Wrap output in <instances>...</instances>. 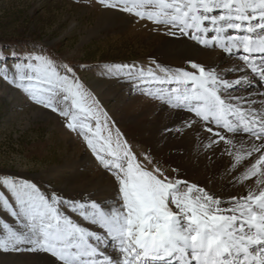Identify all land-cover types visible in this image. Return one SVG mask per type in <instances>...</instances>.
<instances>
[{
  "label": "snow or ice",
  "instance_id": "6c2138e0",
  "mask_svg": "<svg viewBox=\"0 0 264 264\" xmlns=\"http://www.w3.org/2000/svg\"><path fill=\"white\" fill-rule=\"evenodd\" d=\"M100 2L113 12L166 26L172 35L177 30L181 34L190 31L201 45L239 54L242 64L226 70L195 63L191 64L195 71L160 65L144 68L133 62L104 67L107 73H115L110 78L141 92L152 85L190 87V94L183 97L170 93L178 108L190 104V111L203 122L222 125L228 133H243L251 144L248 155L259 153L243 174V179L258 177L256 189L221 199L196 183L169 179L167 170L159 166L147 170L137 162L119 129L113 135L108 113L78 77L77 70L86 71V66L57 63L42 52L33 54L35 50L0 52V79L5 85L64 117L67 129L83 133L87 146L116 184L110 204L85 194L69 200L37 182L5 176L3 185L12 199L0 191V202L20 227L2 225L0 249L48 253L58 264H264V93L257 98L232 92L251 82L249 73L264 80V0ZM8 55L18 62L7 63ZM232 75L236 78H228ZM184 126H191V120ZM214 135L225 139L220 133ZM240 159L237 154V162ZM64 207L100 232L79 224ZM109 241L118 250L116 257L105 251Z\"/></svg>",
  "mask_w": 264,
  "mask_h": 264
},
{
  "label": "rangeland",
  "instance_id": "374dc122",
  "mask_svg": "<svg viewBox=\"0 0 264 264\" xmlns=\"http://www.w3.org/2000/svg\"><path fill=\"white\" fill-rule=\"evenodd\" d=\"M110 10L100 0H0V52L7 54L14 50L18 54H25L35 50L33 54L42 52L49 58H55L57 63L86 66L87 70L78 69L77 75L108 113V126L113 130V135L115 130L119 129L121 138L127 140L128 145L132 147L137 162L143 164L147 170L159 166L162 170H167L165 175L169 179H177L174 169L158 152H154L144 140L138 141L137 131L129 126L132 118L124 122L122 109L133 97L145 98L144 100L151 101L152 104L162 103L168 110L175 109L178 107L175 96L190 94V87L185 89L177 84L152 85L141 92L132 84L110 78L115 73H107L104 67L114 63L133 62L144 68L156 69L157 65L174 68L170 62L164 60L165 54L158 48L160 42L152 36L158 33L176 38V34H170L166 26L121 12L117 13L127 15L134 24L139 25L134 32L128 28L97 25L102 12ZM143 29L149 32L147 36L138 34ZM177 33L194 45L200 44L190 31L181 34L177 30ZM211 35L212 33L207 34L208 37ZM0 59H3V56H0ZM16 62L17 57L7 56V63ZM192 63L201 64L191 60L190 66ZM107 82L110 89L119 88L113 99L107 97ZM172 91L175 96H170ZM190 107L189 104L182 110L190 111ZM190 113L195 114L192 111ZM66 123L64 117L37 105L27 94L5 85L0 79V191L10 200L11 193L3 185L5 176L37 182L44 189H51L72 200L79 199L78 195L84 194L78 187L84 174L88 173L87 180H92L90 173L93 174L95 168L100 172H109L87 146L83 133L67 129ZM92 124L94 127V121ZM166 129L172 131V127ZM171 131L163 130V134ZM102 134L107 135L106 132ZM84 157L87 160L83 162ZM106 159L110 157L106 156ZM95 193L92 191L89 194L94 196ZM62 210L79 224H86L87 221L73 213L70 208L64 207ZM4 223H9L14 228L20 227L16 218L12 217L0 202V231ZM97 229L98 227L95 228ZM107 244L115 247L110 241ZM5 254L14 257L13 259H20L22 263L34 259V256L39 263V256L42 255L58 264L56 258L48 253L2 249L0 264H7Z\"/></svg>",
  "mask_w": 264,
  "mask_h": 264
},
{
  "label": "bare ground",
  "instance_id": "6f19581e",
  "mask_svg": "<svg viewBox=\"0 0 264 264\" xmlns=\"http://www.w3.org/2000/svg\"><path fill=\"white\" fill-rule=\"evenodd\" d=\"M114 13L111 10L102 12L97 25H111V27H117V29L128 28L132 32L139 27L127 15ZM148 33L146 29H143L138 34L147 36ZM175 37L162 36V34L159 35L158 33L152 36V38L159 40L158 48L161 53L165 54L164 60L167 63L170 62V65L174 68H184L191 71V60L198 61L206 68L216 66L219 69L225 70L242 64L239 54H226L218 46L206 47L200 44L194 45L177 33V31ZM186 63L188 64L185 65ZM248 75L251 78V82L233 89L234 95L257 96L258 93H264V80L251 73ZM228 78L235 79L236 76L232 75ZM108 82L104 83L105 87L107 86L106 90H108L107 97L108 99H113L116 97L119 88L110 89L107 85ZM257 98L259 97L257 96ZM144 99L133 97L125 104V107L122 109L124 115L122 120L125 122L127 119L132 118V123L129 126L137 131L136 138L138 141L144 140V142L152 147L154 152H158L159 156L174 169L177 179L186 181L189 184L196 183L198 187L204 188L210 194H217L221 199L245 195L249 189H256L255 182L258 177L243 179V174L251 167V164L248 162L251 161L254 164L255 159L259 156V153H252L251 156L248 155L251 144L246 135L243 133H228L222 125L205 123L202 119H198L195 114L190 113L189 110L185 111L178 107L168 110L162 103L152 104L151 101ZM42 112L45 113L44 111ZM189 120H191V126L185 127V123ZM169 127H172V131L163 134V130ZM208 127L212 128V132L207 131ZM215 133H220L225 139L220 141L219 136L214 135ZM229 139L232 140L231 145L227 144V140ZM237 154L241 157L239 162L236 160ZM85 159L86 157L82 159L83 162ZM233 164L236 165L235 168H233ZM93 170V174L89 172L92 180H87L89 174L83 173L84 176L79 181V189L85 195H90V192L95 191L96 193L92 198L97 200L103 199L111 204V198L114 196L116 189L113 176L103 170L100 172L98 168L97 170L96 168ZM238 177L240 178L239 180H237ZM81 194L78 195L79 198ZM221 207H227V205H221ZM80 224L91 231L100 232L99 228L95 230L97 227L89 222H86L85 225ZM106 248L105 251L113 257L118 255V250L113 245L108 246L106 244ZM5 258L7 264L38 263L35 260V256L34 259L31 258V260H27L25 263H22L23 261L20 259H13L14 257L6 254ZM39 260L38 264H57L54 260L42 255L39 256Z\"/></svg>",
  "mask_w": 264,
  "mask_h": 264
}]
</instances>
